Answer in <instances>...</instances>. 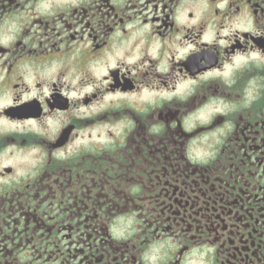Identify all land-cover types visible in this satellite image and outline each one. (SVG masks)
<instances>
[{"label": "flooded vegetation", "instance_id": "flooded-vegetation-1", "mask_svg": "<svg viewBox=\"0 0 264 264\" xmlns=\"http://www.w3.org/2000/svg\"><path fill=\"white\" fill-rule=\"evenodd\" d=\"M0 264H264V0H0Z\"/></svg>", "mask_w": 264, "mask_h": 264}, {"label": "rangeland", "instance_id": "rangeland-1", "mask_svg": "<svg viewBox=\"0 0 264 264\" xmlns=\"http://www.w3.org/2000/svg\"><path fill=\"white\" fill-rule=\"evenodd\" d=\"M200 16V14L198 15V17ZM212 33V32H209V34Z\"/></svg>", "mask_w": 264, "mask_h": 264}]
</instances>
